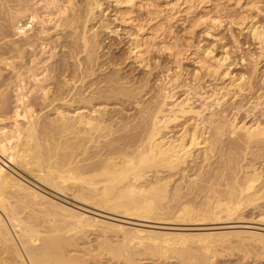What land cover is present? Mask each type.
<instances>
[{
    "label": "bare ground",
    "instance_id": "obj_1",
    "mask_svg": "<svg viewBox=\"0 0 264 264\" xmlns=\"http://www.w3.org/2000/svg\"><path fill=\"white\" fill-rule=\"evenodd\" d=\"M163 2L0 0V108L8 89L15 96L12 116L0 109V264H95L104 258L139 264L144 257L156 264H216L232 250L264 252L260 225L198 233L126 227L57 202L22 178L26 172L81 203L144 222H223L250 209L264 223V73L258 92L246 100L242 95L251 93L257 74L253 54L250 72L230 76L224 87L202 85L197 69L187 82L179 69L183 49L165 33L174 23L193 27L212 16L194 15L204 0ZM136 7L153 23H132L129 58L146 65L150 47L163 35L160 49L178 69L167 68L154 88L130 83L117 70L95 74L99 34H117L111 23L127 22ZM222 18L242 20L232 9L211 22ZM49 22L64 32L52 74L39 61L56 53ZM247 30L263 57L264 21L251 20ZM212 50L196 46L192 54L199 70L216 77L227 58ZM35 93L36 112L28 107ZM124 104L134 111L122 114ZM241 111L250 118L239 119Z\"/></svg>",
    "mask_w": 264,
    "mask_h": 264
},
{
    "label": "rangeland",
    "instance_id": "obj_2",
    "mask_svg": "<svg viewBox=\"0 0 264 264\" xmlns=\"http://www.w3.org/2000/svg\"><path fill=\"white\" fill-rule=\"evenodd\" d=\"M30 0H23V2L28 3ZM161 0V3H164ZM204 0L203 3H200L197 6V10L195 11L194 15H201L204 12H208L207 21L199 22L195 26L191 27L189 21H186L183 25L180 23L172 24L169 33H165L164 39L172 44H177L183 49V54L179 60V69L183 70L179 71L184 75L183 79H186L187 82H191L195 69L200 71L201 74V82L202 85L212 84V86L217 87H224L229 83V77L234 76L235 74L238 75L244 72H250L251 68L248 65V56L253 54V58H255L257 74L255 76V81L253 80V89L250 91L251 93H243L242 98L245 99L243 96L250 97V95H255L258 92V87H261V76L264 73V56L261 55V49L257 41L253 40L249 31L247 30L248 26L252 21H260L263 22L264 20V0H218L214 2H206ZM237 2V3H236ZM217 3H220L219 5ZM214 4L217 6L213 7ZM113 6H110V9ZM220 8H226L223 12ZM236 9L238 15L242 18V22L238 20L235 24H232L226 20L225 18L221 19L219 24H213L211 22V18L215 16V14H223L228 10ZM222 12V13H221ZM111 13V12H110ZM193 14L190 15L194 16ZM206 16V15H205ZM113 14H109L108 18L109 21L112 22ZM130 19L127 20L125 23H120L114 21L111 23L112 29L117 30V34H111L108 32H101L99 34V39L101 40V51H99V59L97 60V65L95 66V74L98 77H102L103 73L111 72L113 73L115 70L118 71L119 76L123 77L125 80H128L133 83L139 82H147L148 86L154 88L153 86L159 81L160 78H163V74H166V69L170 68L169 72H174L176 69V64L173 62L171 57L167 54V51L161 50V39H163V35L157 38L154 44L150 47L149 53L147 55V64H138L133 57L128 56V46L130 45L131 38L129 34L134 30L133 24L139 23L147 28L148 25H151L153 21H150L147 17L145 11L142 8L136 7L133 9V12L129 15ZM249 18V19H248ZM251 18V19H250ZM254 18V20H253ZM111 19V20H110ZM191 19V18H189ZM259 19V20H258ZM262 20V21H261ZM241 22V23H240ZM93 23V22H92ZM133 23V24H132ZM211 23V24H210ZM243 23V24H242ZM115 24V26H114ZM241 24V26L237 25ZM214 25V26H212ZM245 25V26H244ZM48 33L51 40L50 46L55 51L54 57H48V52L41 55L39 57V61L47 66V70L50 71L52 74L55 69V64L61 59V52L63 48L61 47L60 42L64 41L63 33L60 31L59 27H54L52 22L47 23ZM215 27V28H214ZM241 27V28H240ZM247 27V28H246ZM119 29V30H118ZM130 31V32H129ZM209 31V32H208ZM63 34V35H62ZM61 35V36H60ZM116 35V36H115ZM118 35V36H117ZM59 37V38H58ZM62 37V38H61ZM60 39V41L58 40ZM60 43V44H59ZM103 43V44H102ZM202 47V48H209L213 49L212 55L216 56V58H224L226 57L227 61H224L223 69L221 68L220 73L216 77H209L205 72L199 70L196 64V59L193 56L192 52L194 51V47ZM62 48V49H61ZM259 49V50H258ZM61 50V52H60ZM60 54V55H58ZM57 55V56H56ZM224 56V57H223ZM256 56V57H255ZM259 57V58H258ZM57 58H60L56 60ZM47 60V61H46ZM56 60V61H55ZM44 61V62H43ZM226 64V65H225ZM100 65V66H98ZM181 65V67H180ZM227 66V67H226ZM118 67V69H114ZM105 68V70L103 69ZM183 68V69H182ZM101 69V70H100ZM113 69V70H112ZM98 70V71H97ZM178 69H176L177 71ZM53 71V72H52ZM102 71V72H101ZM196 71V70H195ZM165 72V73H164ZM186 73V74H185ZM229 73V74H226ZM4 75L6 72L3 73ZM110 74V73H108ZM226 74V75H225ZM204 76V78H203ZM225 76V77H224ZM140 80V81H139ZM260 81V82H259ZM227 83V84H226ZM215 84V85H214ZM226 84V85H225ZM260 85V86H259ZM211 86V85H210ZM258 88V89H257ZM182 88L176 89V96L182 95ZM257 89V90H256ZM255 91V92H254ZM150 96L149 94L145 95L144 97L147 98ZM40 95L39 93H35L30 98L29 109L36 112L40 109ZM3 99L4 103L1 109L2 114L6 117H10L13 115L15 111V96L12 90H7L5 92ZM245 99V100H246ZM74 105V104H71ZM111 107V106H109ZM120 106L117 104L114 108L118 109ZM124 112L122 114H131L134 109L127 104L123 105ZM243 117V118H242ZM239 119L248 120L250 118L249 115L245 114L244 111L239 112L238 114ZM9 121L6 119L4 121L7 124ZM22 173V178L25 182L29 185L37 188L39 191H42L45 195L52 198L53 200L63 203L69 207H72L80 212L85 213L88 216L99 218L102 220H106L112 223H116L118 225H125L126 227H137V228H144V229H153L158 231H168V232H187V233H198V232H212L218 231L224 227H231V228H238V229H248V228H258L259 230L264 231V223L261 222L259 224L258 216L255 214L258 212L257 210L246 211L243 212V218L241 219H233L229 221H217V222H209V223H175L172 221H141L134 218H127L122 215H117L110 213L105 210L97 209L91 205L81 203L71 196L66 194L60 193L52 188H48L42 182L37 180L34 175L28 173ZM36 178V179H35ZM50 195V196H49ZM257 211V212H256ZM1 212V211H0ZM258 215V213H257ZM257 217V220L256 218ZM254 220H253V219ZM134 219V220H133ZM137 222V223H136ZM262 224V225H261ZM260 225V226H259ZM224 226V227H223ZM234 226V227H233ZM240 226V227H239ZM257 226V227H256ZM218 230H216V228ZM263 228V229H262ZM214 229V230H213ZM221 229V230H222ZM89 239L92 242L95 239L94 234L89 235ZM139 264H156L151 259L144 257L138 260ZM216 264H264V252L259 254H255L254 252L249 253L247 256H243L242 253L237 252L236 250H232L229 252H225L223 255L218 257L215 260ZM95 264H115L111 262H106V259H102L101 262H97Z\"/></svg>",
    "mask_w": 264,
    "mask_h": 264
}]
</instances>
